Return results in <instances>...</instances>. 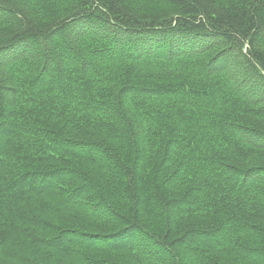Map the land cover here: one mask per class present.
Listing matches in <instances>:
<instances>
[{
  "label": "trees",
  "instance_id": "obj_1",
  "mask_svg": "<svg viewBox=\"0 0 264 264\" xmlns=\"http://www.w3.org/2000/svg\"><path fill=\"white\" fill-rule=\"evenodd\" d=\"M0 264H264V0H0Z\"/></svg>",
  "mask_w": 264,
  "mask_h": 264
}]
</instances>
